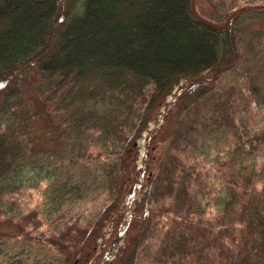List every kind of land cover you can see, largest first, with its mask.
<instances>
[{"label": "trees", "instance_id": "trees-1", "mask_svg": "<svg viewBox=\"0 0 264 264\" xmlns=\"http://www.w3.org/2000/svg\"><path fill=\"white\" fill-rule=\"evenodd\" d=\"M204 2L198 12L222 24L248 0H229L224 14ZM242 13L219 30L194 16L191 0H0V81L37 62L57 74L47 99L72 112L65 139L96 135L97 159L118 172L80 241L38 237L60 256L54 264H136L162 201L170 214L150 264H264V59L245 84L218 86L242 61ZM161 114L138 169L137 140ZM14 116L0 109V203L53 180ZM140 182L124 243L108 258Z\"/></svg>", "mask_w": 264, "mask_h": 264}, {"label": "rangeland", "instance_id": "rangeland-1", "mask_svg": "<svg viewBox=\"0 0 264 264\" xmlns=\"http://www.w3.org/2000/svg\"><path fill=\"white\" fill-rule=\"evenodd\" d=\"M253 1L248 0L247 4H259ZM228 2L205 0L202 9L224 14ZM242 14L239 37L242 61L222 75L219 87L233 86L236 80L245 84L256 65L264 59V13L250 9ZM56 79L57 74L45 71L41 62H37L21 68L11 79L0 81L3 85L0 87V109L7 106L10 114H15L20 135L38 148L42 162L53 173L52 185L49 180H42L35 186L27 185L13 195L3 196L0 203V264L56 263L60 256L55 248L38 237L55 236L72 242L80 241L108 202L110 178L118 176L113 160L97 159L101 149L96 135L90 134L83 140L65 139L62 130L72 112L57 109V97L47 99ZM180 86L182 84L168 97V102L179 94ZM154 123L156 121H151L137 140L138 169H143L139 168L140 164L144 167L150 137L157 128ZM140 155L142 157L139 158ZM109 170L111 173H105ZM140 185L141 182L135 194L127 198L126 216L120 224L119 234L108 248V258H112L119 245L124 243L120 234L129 223L134 200L140 195ZM151 208L152 220L136 264H150L154 244L166 227L170 214L168 201L153 203ZM108 260H102L101 264H110Z\"/></svg>", "mask_w": 264, "mask_h": 264}, {"label": "water", "instance_id": "water-1", "mask_svg": "<svg viewBox=\"0 0 264 264\" xmlns=\"http://www.w3.org/2000/svg\"><path fill=\"white\" fill-rule=\"evenodd\" d=\"M250 9H263L264 10V3H259V4H246L243 6L238 7L237 9L233 10L225 19L224 23L219 24L213 20H210L203 15H201L197 8H196V0H191V11L194 14V16L200 20L201 22L209 25L210 27L214 29H225L229 24H231L233 18H235L238 14L250 10Z\"/></svg>", "mask_w": 264, "mask_h": 264}, {"label": "built area", "instance_id": "built-area-1", "mask_svg": "<svg viewBox=\"0 0 264 264\" xmlns=\"http://www.w3.org/2000/svg\"><path fill=\"white\" fill-rule=\"evenodd\" d=\"M179 93H180V92H179ZM161 122H162V114L159 116V122L154 123V127H158V125H159ZM149 124L151 125V122H149ZM150 129H151V128H150ZM146 155H147V154H145V157H146ZM140 157H142V156L140 155L139 158H140ZM142 162H143V159H142ZM140 167L144 168L143 165L141 166V164L139 165V168H140ZM138 185H139V184H138ZM138 185H137V186H138ZM135 191H136V187H135L133 193H132L129 197H132V195L135 194ZM132 199H133V198H132Z\"/></svg>", "mask_w": 264, "mask_h": 264}, {"label": "snow or ice", "instance_id": "snow-or-ice-1", "mask_svg": "<svg viewBox=\"0 0 264 264\" xmlns=\"http://www.w3.org/2000/svg\"><path fill=\"white\" fill-rule=\"evenodd\" d=\"M0 87H3V85H2V84H0Z\"/></svg>", "mask_w": 264, "mask_h": 264}]
</instances>
